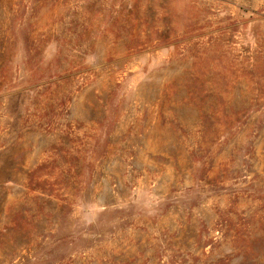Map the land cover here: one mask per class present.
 <instances>
[{
  "label": "rangeland",
  "instance_id": "obj_1",
  "mask_svg": "<svg viewBox=\"0 0 264 264\" xmlns=\"http://www.w3.org/2000/svg\"><path fill=\"white\" fill-rule=\"evenodd\" d=\"M0 264H264V0H0Z\"/></svg>",
  "mask_w": 264,
  "mask_h": 264
},
{
  "label": "trees",
  "instance_id": "obj_2",
  "mask_svg": "<svg viewBox=\"0 0 264 264\" xmlns=\"http://www.w3.org/2000/svg\"><path fill=\"white\" fill-rule=\"evenodd\" d=\"M231 110V108H230ZM224 110V109H219L217 110V115H218V118H223V119H235L236 116H238L241 112L240 111H233V110ZM228 113V114H227ZM222 114V115H221ZM64 205L66 206L67 203H64Z\"/></svg>",
  "mask_w": 264,
  "mask_h": 264
}]
</instances>
